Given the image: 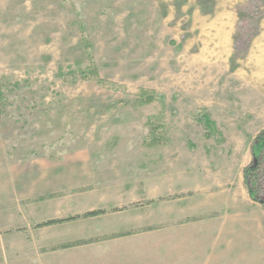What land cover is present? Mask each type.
<instances>
[{"label": "rangeland", "instance_id": "1", "mask_svg": "<svg viewBox=\"0 0 264 264\" xmlns=\"http://www.w3.org/2000/svg\"><path fill=\"white\" fill-rule=\"evenodd\" d=\"M0 89V264H83L163 237L264 264V205L244 182L264 131V0H0ZM256 182L264 200V158ZM221 239L235 242L210 248Z\"/></svg>", "mask_w": 264, "mask_h": 264}, {"label": "crops", "instance_id": "2", "mask_svg": "<svg viewBox=\"0 0 264 264\" xmlns=\"http://www.w3.org/2000/svg\"><path fill=\"white\" fill-rule=\"evenodd\" d=\"M101 210H104V209H101ZM82 214H75V215H71L67 217H60V218L59 217L49 218L46 221L55 220V219L61 220V219H66L68 217H73V216L82 215ZM102 216H99V217H102ZM99 217H96V218H99ZM80 220H84V219H80ZM80 220H76V221H80ZM71 222H75V221H71ZM66 223H69V222H66ZM63 224L65 223L54 225L51 227L62 226ZM155 229L157 228H152V230L150 231H153ZM124 232H127V231H124ZM145 232H148V231H140V232H137L136 234L145 233ZM120 233H123V232H120ZM116 234H119V233H115V234L103 236V237H109V236H113ZM128 237L129 236H127L126 238ZM115 239H125V237L115 238ZM90 240H93V239H90ZM110 240H114V239H110ZM75 241H81V240H75ZM75 241H72V242H75ZM198 241H199L198 239L191 238V237L189 238L187 237L185 238L163 237L162 239H159V242L156 243L157 247L153 248L155 249V252L151 248V251L149 250L148 253H125V254H110V255H104V254L103 255H97V254L87 255L86 254V255H77L76 258L82 261L83 264H229V262L233 259H235L233 261L234 264H242L239 258L228 255L227 253H224L223 251H221L220 253H216V254H214L213 251L211 250L208 251L207 250L208 240H206L205 242L204 249H198L197 248L198 243H199ZM234 242L235 241L228 242V241H225L224 239H221L219 240V242L211 243L210 248L220 246L221 243L223 246L224 245L228 246L229 244H232ZM67 243L69 242L60 243L58 246L67 244ZM88 245H91V244H88ZM84 246H87V245H84ZM79 247H83V246H79ZM53 248L49 249L48 252H59L60 251L62 253L63 251L73 249V248H70V249H65V250L51 251ZM74 248H77V247H74ZM48 252H44V253H48ZM48 255H52V254H48ZM56 255H59V254H56ZM60 255L67 257L69 254L62 253Z\"/></svg>", "mask_w": 264, "mask_h": 264}, {"label": "trees", "instance_id": "3", "mask_svg": "<svg viewBox=\"0 0 264 264\" xmlns=\"http://www.w3.org/2000/svg\"><path fill=\"white\" fill-rule=\"evenodd\" d=\"M95 71H90V73H92L93 77H97V74H96L97 72H95ZM16 88H18V84H16L12 88V90H16ZM4 97L5 96L2 92V90L0 89V102H2L1 100ZM139 99L141 100V102H139V103H142V104H149V103L154 101L153 95L149 96L147 94V92H142L140 94ZM33 102H32V104H33ZM0 106H1V103H0ZM199 122L204 125V127L207 131L208 137H216L217 141H219V142L222 141V134L217 130L215 122L211 120V118L209 117V115L207 113H204L201 115ZM251 152H252L253 161H252V165L249 168H247L244 172V182H245V185L247 187V192H248L249 198L252 201H255V202H258V203L264 205V200L260 199V197L258 196V191L261 188L259 187L258 183L256 182L257 174H258L259 169H260L261 159L264 158V131H262L254 139V142H253L252 148H251ZM262 193L264 195V190ZM151 203H153L152 200L147 202V204H151ZM118 211H120V209L110 210V212H118ZM106 213H107V211L101 210V209L88 211V212L83 213L82 215L68 217L66 219L48 220V221L36 224L34 228L35 229H43V228L51 227L54 225H58V224L66 223V222H71V221H76V220H80V219L96 218V217L105 215ZM150 230H152V228H147V229L142 230V231H150ZM136 233H137L136 231H127V232L119 233V234H116L113 236L103 237V238L95 239V240L93 239V240H81V241L69 242L67 244L57 246V247L53 248L51 251L65 250V249H70V248H74V247L92 244V243H95L98 241H105V240H110V239H115V238L127 237V236L134 235Z\"/></svg>", "mask_w": 264, "mask_h": 264}]
</instances>
